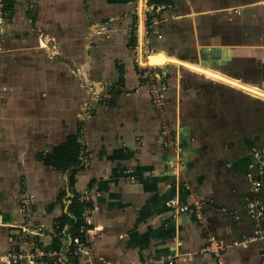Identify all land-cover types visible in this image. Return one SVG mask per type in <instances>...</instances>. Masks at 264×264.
<instances>
[{"label": "crops", "instance_id": "obj_1", "mask_svg": "<svg viewBox=\"0 0 264 264\" xmlns=\"http://www.w3.org/2000/svg\"><path fill=\"white\" fill-rule=\"evenodd\" d=\"M134 1L11 0L12 10L5 18L10 22L0 31V254L14 250L23 257L0 264H264V210L254 217L245 205L252 195L264 209V178L253 192L246 175L257 168L251 148H264V143H253L245 129H235V122L222 123L229 117L219 114L213 100L183 95L177 73L174 84L162 94L164 108L158 114L148 98L147 84L129 76L134 68L117 67L121 72L110 84L113 90L108 89L99 103L96 96L88 98L91 106L95 101L99 107L84 114L79 137L84 144L83 163L72 185L70 171L47 166L35 157L37 151L50 150L75 131L60 129L61 103L66 102L68 114L76 108L72 77L65 73L76 65L75 45L83 44L80 36L91 13L117 20ZM150 2L152 8L166 5ZM206 2L218 7L202 11L207 20L210 15H227L221 10L225 6H239L241 16L264 17V0ZM39 29L46 31L37 33ZM43 34L53 39L51 46ZM22 41L28 46L19 45ZM118 42L116 35L113 43ZM223 45L211 47L231 60L253 54L250 44L247 49ZM47 48L70 58L65 63L38 58ZM101 67L96 79L105 83L110 74L115 76L114 69L105 72ZM160 69L168 71V66ZM61 74L67 81L63 94ZM166 122L171 129L168 125L159 129ZM83 194L87 199H81ZM73 198L78 212L71 208ZM171 198L187 209L172 207ZM199 200L200 220L192 211ZM26 201L29 206L23 209ZM63 214L68 219L60 224ZM77 218V229L90 251L66 259ZM20 233L25 237L20 238ZM207 233L227 244L220 262L201 250ZM38 251L43 254L35 255Z\"/></svg>", "mask_w": 264, "mask_h": 264}, {"label": "rangeland", "instance_id": "obj_2", "mask_svg": "<svg viewBox=\"0 0 264 264\" xmlns=\"http://www.w3.org/2000/svg\"><path fill=\"white\" fill-rule=\"evenodd\" d=\"M139 1L140 3L135 0L133 5L125 7L124 11L121 12L123 16H118L117 20L115 18L110 19V17H105L102 14L93 16L91 13L85 34L80 36L83 44L79 42L81 43L80 47L75 45L77 48L76 65L73 66V69L70 68V73H65L66 76L72 77L70 82L76 91V97L74 98L76 108L73 115H71L67 112L66 102L61 103L64 112L60 113V129L63 132H69L70 129L76 130L77 126H81L82 120L85 118L84 114L91 113L92 106L99 107V104H96L95 101L91 106L88 103V98L96 96L98 103L99 100H103V97L109 94L107 90L112 89L110 84L114 83L117 73L119 75V72H121L117 67L127 64L134 68V73L129 76L134 80H138L139 83L147 84L146 89L149 99L153 98L152 90L155 88L157 90L161 89L162 98L163 92H166L169 85L174 82L173 77L176 78L175 74L177 73L179 85L181 89H185L183 95L190 94L193 95L192 97L201 95L205 100H213L219 107L217 108L219 114L223 112L229 117L224 118L222 123L227 122L225 123L227 126L229 125L228 121L230 123L235 122L234 126L237 127L235 129H245V132L250 134L253 143L255 142L258 145L264 143V100L261 97L248 94L247 91L244 92L243 89L238 87H230L229 84L216 81L204 74L190 71L182 65L171 62L160 65H145L143 63L147 54L162 49L178 58L181 57V59L209 62L211 65H215L216 68L230 73L233 77L237 76L244 81L264 88V17L256 19L255 16H241L239 6H225L221 10H224L227 15L215 18L210 15L207 20L205 17H201L202 11L205 9L213 11L217 10L218 7H209L212 5L206 0H170V4L155 8H152L150 0ZM140 5L141 9L139 8ZM149 14L150 17L147 18ZM129 15H131V18H127ZM202 16L205 15L202 14ZM251 19L255 21L251 22ZM8 22L10 20H5L3 24ZM140 24L141 32H139ZM132 30H135L136 34V45L134 47L130 46L128 42ZM41 31L46 30L39 29L37 33H41ZM116 35L119 38L117 45L113 43ZM211 35H217V39L211 38ZM42 36L47 38L48 46L54 43L48 34ZM139 38L140 44L138 43ZM221 44H224L223 46L235 45L238 46L235 48L244 49L251 45L248 49L254 55L244 56L243 59L238 56L235 60H231L227 56H218L214 50ZM19 45L28 46L24 41ZM37 45L40 46L38 41ZM206 45L210 47H206ZM211 46L216 48L213 49ZM1 47L0 45V49ZM53 50L48 51L47 48L40 51L37 54L38 58L41 56L44 60L58 61L60 59L59 62L61 63L67 62L70 58L62 53L57 55ZM35 54L29 56V60H32V57L35 58L37 56ZM220 55H223V53H220ZM69 63L71 62L69 61ZM100 64L106 70L105 72H112L113 69L115 71V76L109 73L110 76L106 78L105 83L100 78L96 79L100 72V69H98ZM162 66H168L170 73L167 70L161 72L160 68ZM60 78L61 87L59 91L63 94L66 93L63 90V83L66 84L67 81L62 74ZM97 82L98 84L95 85ZM117 84L119 83L117 82ZM94 86L99 87L94 88ZM111 99L114 100V96ZM85 102L87 103L85 104ZM155 108H157L158 114H162L160 107L155 106ZM214 111L216 114V109ZM168 124L169 122H166L165 125L162 124L159 129H164ZM169 127L171 129V125H168Z\"/></svg>", "mask_w": 264, "mask_h": 264}, {"label": "built area", "instance_id": "obj_3", "mask_svg": "<svg viewBox=\"0 0 264 264\" xmlns=\"http://www.w3.org/2000/svg\"><path fill=\"white\" fill-rule=\"evenodd\" d=\"M5 0H0V31L2 30V24L3 22H5V18L7 16V10L5 8ZM153 91V98L150 99L151 104L155 107H160V109L162 110V108H164L163 106V100L161 98V89L157 90L156 88ZM251 155L254 158V160H256L257 164V168L255 169V171H248L247 178L249 179V181L251 182V188L252 191L255 192L257 191L263 182V178H264V148H259L256 146H253L251 148ZM87 199V197H85V194H83L82 198L84 200ZM168 203L178 209L179 211H185L187 209V205L178 202V200H176L175 198H171L168 200ZM245 205L247 207L248 212L254 216L257 217L259 215H261L263 207L261 206V202L258 200V198L254 197V196H249L247 198V200L245 201ZM27 206H29L28 201L25 202L24 205H22L23 209H26ZM201 202L196 201L192 207V211L194 213V216L196 217V219L200 220L202 218V213H201ZM90 208L88 207L86 209V212H89ZM31 211L28 212V215H30ZM20 238H24V234L20 233L19 234ZM252 238V236H249L246 238V240ZM70 242L72 244V248L68 249L65 254H66V259H71L72 257L75 256H83L89 253L90 251V245L88 243V241H86L83 237H80L79 235L75 234L73 236H71ZM227 249V244H225L224 242H222L221 240H219L218 238L215 237L214 234L212 233H207L206 234V241L205 244L202 247V251L203 252H208L209 254H211L214 258H216L218 260V262H220L221 260V254L224 250ZM47 254H50L51 256L54 257V255L56 254V251H47ZM43 251H38L36 252L35 255H42ZM29 256H33L34 254L29 253ZM23 257V254H21V252L18 251H14V250H8L2 254H0V260H9L10 258H17V259H21ZM56 259H54L55 261Z\"/></svg>", "mask_w": 264, "mask_h": 264}, {"label": "trees", "instance_id": "obj_4", "mask_svg": "<svg viewBox=\"0 0 264 264\" xmlns=\"http://www.w3.org/2000/svg\"><path fill=\"white\" fill-rule=\"evenodd\" d=\"M5 8L8 9L7 15L12 10V3L11 0H5ZM156 5L164 3L166 5L170 4V0H152ZM150 17V14L147 18ZM128 42L130 46L136 45V34L135 30H132L130 36L128 38ZM120 67V66H118ZM119 81H123V76L119 77ZM79 125V124H78ZM81 135V126H77L76 130L73 132L67 133L65 139L58 144L52 145L50 150L47 151H37L35 153V157L41 160L45 165L51 166L58 170L62 171H70L68 183L70 185L74 182V173L76 170L82 166L83 163V151H84V144L79 139ZM71 208L78 212L79 205L78 202L73 198L71 203ZM68 219V215L63 214L62 217L58 220L61 222L66 221ZM79 225V218H77L76 223L72 227L73 235L77 234L82 237V233L77 229ZM72 235V236H73ZM58 247V246H57Z\"/></svg>", "mask_w": 264, "mask_h": 264}, {"label": "bare ground", "instance_id": "obj_5", "mask_svg": "<svg viewBox=\"0 0 264 264\" xmlns=\"http://www.w3.org/2000/svg\"><path fill=\"white\" fill-rule=\"evenodd\" d=\"M139 32H141V24L139 27ZM43 42V41H42ZM42 45V44H41ZM148 55V56H147ZM145 60H143L145 65H153V64H164L167 62H171L177 65H182L190 71H194L199 74H204L206 77L212 78L216 81L223 82L229 84L231 86H236L248 92V94L261 97L264 100V88H261L252 83H246L242 81L240 78L233 77L227 73L220 71L217 68H213L210 66H204L198 61H192L187 59H181L177 56L171 55L166 51L160 49L153 53L147 54Z\"/></svg>", "mask_w": 264, "mask_h": 264}, {"label": "water", "instance_id": "obj_6", "mask_svg": "<svg viewBox=\"0 0 264 264\" xmlns=\"http://www.w3.org/2000/svg\"><path fill=\"white\" fill-rule=\"evenodd\" d=\"M138 43L140 44V38H139V40H138ZM148 56V55H147ZM140 62H141V60H140Z\"/></svg>", "mask_w": 264, "mask_h": 264}]
</instances>
